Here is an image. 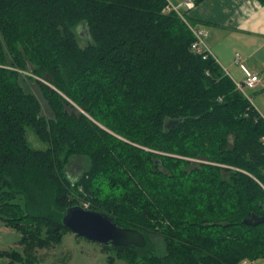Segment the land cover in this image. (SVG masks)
<instances>
[{"label": "trees", "instance_id": "1", "mask_svg": "<svg viewBox=\"0 0 264 264\" xmlns=\"http://www.w3.org/2000/svg\"><path fill=\"white\" fill-rule=\"evenodd\" d=\"M166 5L0 0V213L23 247L3 253L13 263L58 245L73 206L143 233L144 248L102 245L131 264L264 259V223H245L264 217V117ZM73 157L90 161L75 181Z\"/></svg>", "mask_w": 264, "mask_h": 264}, {"label": "crops", "instance_id": "2", "mask_svg": "<svg viewBox=\"0 0 264 264\" xmlns=\"http://www.w3.org/2000/svg\"><path fill=\"white\" fill-rule=\"evenodd\" d=\"M183 1L175 0V3ZM182 11L194 25L206 31V45L236 82H243L248 73L257 74L261 81L255 89H264L263 2L198 0L192 9L183 6ZM256 108L264 117V111Z\"/></svg>", "mask_w": 264, "mask_h": 264}, {"label": "rangeland", "instance_id": "3", "mask_svg": "<svg viewBox=\"0 0 264 264\" xmlns=\"http://www.w3.org/2000/svg\"><path fill=\"white\" fill-rule=\"evenodd\" d=\"M75 32L82 47L90 43L91 40L88 37L87 29L82 24L75 28ZM30 89L38 96L43 105L44 113L47 114L48 106L39 87L31 83ZM246 91L253 99L255 106L264 111V89H246ZM27 139L34 149H47V144L41 142L31 129H28ZM89 166L90 161L88 159L73 157L67 166L68 176L75 181L82 176ZM20 239V232L6 226L0 213V264H23L17 261L13 263L10 256L3 254L12 250L22 252L23 247L19 245ZM151 240L160 252L163 251L164 246L160 237L153 236ZM37 257L39 262L36 264H131L128 259L118 255L116 251L106 250L101 244L78 237L72 232H66L61 242L54 248L38 250ZM256 262L264 264V259Z\"/></svg>", "mask_w": 264, "mask_h": 264}, {"label": "water", "instance_id": "4", "mask_svg": "<svg viewBox=\"0 0 264 264\" xmlns=\"http://www.w3.org/2000/svg\"><path fill=\"white\" fill-rule=\"evenodd\" d=\"M177 121L170 120L167 127L171 128ZM248 225L256 226L264 223V217L253 215L245 220ZM63 224L73 234L106 247L129 248L147 246L143 233L133 228L121 227L108 214L73 206L66 210Z\"/></svg>", "mask_w": 264, "mask_h": 264}, {"label": "built area", "instance_id": "5", "mask_svg": "<svg viewBox=\"0 0 264 264\" xmlns=\"http://www.w3.org/2000/svg\"><path fill=\"white\" fill-rule=\"evenodd\" d=\"M166 2H167V5L165 8V12L166 13L176 12L185 21V23L189 26L192 33L194 34L195 41L192 45V49L196 53L204 54V58L208 56H212L213 58H215L205 43L204 39L206 36V31L200 27L195 26L192 22H190L186 14L182 11L183 6H185L187 10L192 9L196 3V0H185L182 2V4H176L175 0H166ZM240 59L241 58L238 57V61ZM246 72L248 73V71ZM260 81H261L260 76H258L257 74L248 73V76L245 78L243 82H236V84H237L238 89L242 91L247 97L250 98V96L247 94L246 89H255L257 85L260 83ZM251 100L253 102V99ZM241 264H258V262L245 260Z\"/></svg>", "mask_w": 264, "mask_h": 264}]
</instances>
